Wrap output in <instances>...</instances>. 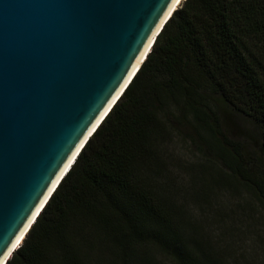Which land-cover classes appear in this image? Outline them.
<instances>
[{"label":"trees","instance_id":"1","mask_svg":"<svg viewBox=\"0 0 264 264\" xmlns=\"http://www.w3.org/2000/svg\"><path fill=\"white\" fill-rule=\"evenodd\" d=\"M184 129L207 189L230 178L264 210V0L175 12L8 264H233L177 199L168 150Z\"/></svg>","mask_w":264,"mask_h":264},{"label":"water","instance_id":"2","mask_svg":"<svg viewBox=\"0 0 264 264\" xmlns=\"http://www.w3.org/2000/svg\"><path fill=\"white\" fill-rule=\"evenodd\" d=\"M177 1L0 0V264L121 100Z\"/></svg>","mask_w":264,"mask_h":264},{"label":"rangeland","instance_id":"3","mask_svg":"<svg viewBox=\"0 0 264 264\" xmlns=\"http://www.w3.org/2000/svg\"><path fill=\"white\" fill-rule=\"evenodd\" d=\"M237 124L244 130L243 133L255 132L249 121L241 119ZM181 133L173 136L167 154L171 161L170 176L181 194L177 193L180 205L184 206L192 223L202 226L204 234L211 237L222 250L225 249L233 264H264V210L247 190L230 178L226 177L223 185L214 186L210 192L207 183L211 173H206L204 168V165L210 164L186 136L189 132L184 129ZM233 218L239 225H235L236 229L233 228ZM223 222H227L228 228L223 226ZM225 229L230 231L225 233ZM158 264L172 262L164 259L158 260Z\"/></svg>","mask_w":264,"mask_h":264},{"label":"bare ground","instance_id":"4","mask_svg":"<svg viewBox=\"0 0 264 264\" xmlns=\"http://www.w3.org/2000/svg\"><path fill=\"white\" fill-rule=\"evenodd\" d=\"M186 1H187V0H178V1H177V4L175 5V6H176L175 9H179V8L181 7V5H182L183 3H185ZM175 9H174V10H175ZM159 36H160V35H159ZM156 41H157V40H156ZM153 47H154V46H153ZM152 49H153V48H152ZM152 49H151V52H152ZM147 59H148V58H147ZM146 61H147V60H146ZM146 61H145V62H146ZM144 64H145V63H144ZM76 162H77V161H76ZM73 167H74V166H73ZM70 172H71V171H70ZM67 176H68V175H67ZM67 176H66V177H67ZM32 228H33V227H32ZM31 230H32V229H31ZM29 233H30V232H29ZM29 233H28V234H29ZM28 234L26 233V235H25L26 237L24 236L25 239L27 238ZM24 237L21 239V241H20V245H19V247L17 248V250H18L20 247H22V245L24 244V241H25ZM23 239H24V241L22 242ZM17 250H16V251H17ZM16 251H15V252H16ZM11 259H12V258H11ZM11 259H10V260H11Z\"/></svg>","mask_w":264,"mask_h":264}]
</instances>
